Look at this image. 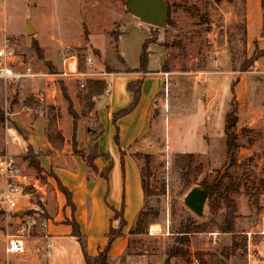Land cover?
Here are the masks:
<instances>
[{"label": "rangeland", "instance_id": "rangeland-1", "mask_svg": "<svg viewBox=\"0 0 264 264\" xmlns=\"http://www.w3.org/2000/svg\"><path fill=\"white\" fill-rule=\"evenodd\" d=\"M126 2L127 0H0V47L7 40L20 63L30 67L33 73L47 75L32 80V77H26L20 83L8 84L5 89L0 83V110L3 116L0 121V156L7 154L20 159L22 172H35L43 183L42 190L33 192L28 202L25 201L27 204L30 202L26 213L35 222L30 227L26 226L24 233H18L23 221L15 226L7 217L8 213L7 216L5 212L0 215V264H85L78 241L66 235L68 227L60 223L63 203L60 195L55 192L51 173L54 172V164L65 166L61 164L65 160L70 169H73L71 160L67 158L69 151L74 156L76 154L72 152L73 148L86 153L91 137L98 129L93 112H89L87 116L80 115L84 105L77 93L86 79L133 73L127 72V69L132 68L134 60L138 61L140 45L146 39L150 42L149 50L152 49L148 55L152 59L150 70L154 68L183 72L234 68L243 72L252 69L251 66L254 65L248 64L254 57L249 56V53L256 52L259 46L255 42L253 47H247L245 16L249 7L246 0H169L173 5L169 8L170 24L158 28L151 27L132 15ZM263 11L261 8L262 14ZM64 58L66 63L75 60L77 68V73L66 76L67 82L57 76L63 72L71 73L63 62ZM77 74L87 75L79 79L81 75ZM258 77L264 76L253 78ZM53 87L57 90L55 96H49L48 92ZM62 87L66 88L73 107L80 115L75 130L78 145L72 144L74 126L67 111L68 104L62 94ZM107 89L103 93L104 100L108 99L105 96ZM41 93L45 96L44 101L37 99V95ZM234 98L227 105L229 109L236 106L238 118L234 128L238 143V164L230 168L232 177L241 184L240 192L235 195L238 207L235 232L226 233L218 227L224 214V204L219 205L218 202L219 206H213L206 199L201 214H196L185 204L187 193L192 188H199L196 183L202 178L203 172L194 174L189 178L190 182L185 184L179 168L174 165L175 153L159 152L153 154L150 177H145L151 193L146 196L143 207L144 211H158L157 220L141 225L140 231L134 230L140 208L131 175L129 199L124 197L123 202L115 206L117 209L122 206L127 226L131 225L124 229L129 234L128 240L119 257L111 254L109 264H147L150 260L151 264H163L164 252L175 243L187 251V256L173 257L169 264H195L198 254L204 260L203 264H221L222 261L227 263V258L221 254L222 249L230 248L234 243V249L239 250L246 244L247 232L252 233L251 249L256 253L249 264H259L264 258V244L257 248L264 240V235L258 234L264 217V193L258 195L259 209L253 196L255 189L261 186L257 184L258 180L264 178V85L255 88L251 97L252 108L247 103L245 108L241 96L239 99ZM53 113L57 115L56 125L64 138L61 150L51 147L45 138L48 120ZM15 127H19V130ZM225 150L223 129L222 137L216 141L213 149L196 153L195 163L201 164L202 170L219 168L225 161ZM142 153L147 152L140 154ZM27 155L39 161L44 176L27 166ZM45 158L51 161L49 165H45ZM138 160L143 168L145 160ZM121 184L120 174L112 175L108 202L115 197L113 187L116 186L119 194ZM91 187L94 190L85 196V206L92 214L93 221L90 232L85 233L87 252H95L105 233L108 210L104 204L107 203L109 179L105 182L102 178L100 182L92 184L87 181L88 190ZM65 212L67 216L70 214L68 208ZM186 218L190 219L192 227L202 225L203 228L187 230L189 227ZM148 219H153V216L150 215ZM118 222L119 218L117 225ZM6 231L19 234L24 243L23 252H4ZM182 237H187L188 242L177 243L176 239ZM47 243L50 244L49 248ZM236 250L233 255L234 264H248L245 256L243 262H238L239 253Z\"/></svg>", "mask_w": 264, "mask_h": 264}, {"label": "crops", "instance_id": "crops-1", "mask_svg": "<svg viewBox=\"0 0 264 264\" xmlns=\"http://www.w3.org/2000/svg\"><path fill=\"white\" fill-rule=\"evenodd\" d=\"M246 2L247 7H249L245 16L247 47H253V43L257 42L260 50L264 48L261 0H246ZM253 53H249V56H252ZM150 62H152L151 56L148 60L147 69L139 72H124L117 76H106L104 79H107L109 87L105 96L108 99L104 100L102 99L104 95L100 96L92 110L97 124L99 123L102 126V134L97 139L99 151L109 156L108 160L103 156H99L94 162L99 171L106 167L109 161L112 162V165L108 172L109 191L106 196L107 203L104 204L108 210L105 233L101 237V245L97 246L95 252L89 251L90 255L97 254L98 250L106 245V233L113 212L111 207L117 209L115 206L121 201L123 202L124 197L126 200L129 199V178L131 175L133 176V188L140 208L138 212L144 207L145 198L140 177L141 166L133 153L140 151L155 155L166 151L175 154L210 151L214 148L216 141L222 137L225 113L229 109L227 104L230 103L231 98L236 97V99H239L241 96L245 108L246 103L252 108L251 97L255 88L264 85V77L253 78L259 75L264 76V55L255 59L254 65L251 66L252 69L246 70V74L241 76L235 75L238 69L234 68L183 72H170L154 68L150 70ZM131 66L132 68L139 66V60H134ZM59 76L64 81H68L65 74ZM34 78L38 77H32L30 80ZM134 78L141 81V96L137 106L130 113L117 119L118 140L116 141V129L112 115L114 112L128 106L132 101V93L127 89V83ZM53 88L57 91L55 87ZM202 94H205V96L203 97ZM31 137H33V134ZM163 143L164 146H162ZM69 152L70 155L67 158L71 160V167L73 166L75 170H73L74 168L70 169V165L66 160L61 163L65 166L54 164L52 170L59 177L62 184L71 191L75 205L74 217L80 226L81 232L85 235L93 227L92 214L85 206V196L88 195V192H92L94 188L91 187L88 190L87 181L92 184L93 182H100L103 177L99 173L92 172L82 158L77 155L74 156L71 151ZM45 159V165H49L51 161ZM117 173L122 178L120 191L118 194L116 186L113 187L115 197L111 202H108L112 187L110 181L112 175L116 176ZM108 179H104L105 182H108ZM56 194L58 193L56 192ZM130 226L126 224L121 235L115 238L109 251L110 256L114 254L115 257H119L123 253L129 235L124 229L130 228ZM262 244H264V240L257 245V248ZM237 256L239 257L237 258L238 262H243V256ZM151 261L147 264H151ZM261 262H264V258L260 260L259 264ZM247 263L249 264V261ZM153 264H159V262ZM228 264H234L233 256L229 258Z\"/></svg>", "mask_w": 264, "mask_h": 264}, {"label": "trees", "instance_id": "trees-1", "mask_svg": "<svg viewBox=\"0 0 264 264\" xmlns=\"http://www.w3.org/2000/svg\"><path fill=\"white\" fill-rule=\"evenodd\" d=\"M185 2L189 0H183ZM168 8V17H167V25L170 24V17H169V8H172V3L169 2V0H165ZM127 3V2H126ZM261 6L264 10V0H261ZM150 25V24H149ZM151 27L158 28L159 26L150 25ZM264 34V11H263V31ZM149 41L148 39L144 40V42L141 45V51L140 56L138 58L139 60V66L136 68L127 69V72H135L143 69H147L148 66V55L151 53L149 50ZM264 55V48L258 49L253 54V58L250 59L248 64H254L255 59H257L260 56ZM123 61V59L121 58ZM242 69H248V67H242ZM135 79V78H134ZM131 79L127 83V89L132 93V101L130 104L116 112L113 113L112 119L113 123L115 125L116 133H115V140L117 141V125L116 121L118 118L127 115L130 113L138 104L140 96H141V81L138 79L134 80ZM86 83L84 86L78 91L77 97L80 100V102L84 105V107L81 110L82 116H87L89 112H92L93 108L95 107L96 101L100 98V96L103 95V93L106 91V89L109 87L107 79H86ZM62 94L64 96V99L66 100L68 106L67 111L69 115L72 117L73 126H74V133L72 136V144L78 145L76 142V126L77 121L79 119V114L73 107L72 100L70 96L66 92V88L62 87ZM0 105V109H1ZM237 111L236 106H232L226 113L224 118V134H225V161L224 163L219 167L211 171L202 170L201 164L195 163L196 161V153H176L174 158V165L175 167L179 168L180 176L184 179L185 184H188L190 182L189 178L192 177L196 173L203 172L202 178L197 181V187L200 189L206 190L208 192L207 200L209 203L213 206H219L220 204H224V214L222 217V220L220 224L218 225L219 229L226 233H233L235 232L236 228V219L238 218V207L236 202V197L240 192L241 184L236 181L234 177L230 174V168L234 165H237L238 157H237V136L235 131V126L237 124V115L235 113ZM3 119L1 110H0V121ZM56 119L57 115L52 114V116L48 120V124L46 127V138L48 143L51 145V147L61 150L64 144V138L62 136L61 131L57 128L56 125ZM98 129L96 131V134L91 137V142L88 146V151L85 153L84 151L77 150L73 148L72 152L81 157L85 164L88 166V168L94 172L99 173L101 177L104 179H108V172L111 168L112 162L109 161V164L102 168L100 171L98 170L95 159L99 156L105 157L107 160L109 159L108 154L99 151L98 148V142L97 139L102 134V126L98 123L97 124ZM15 129L18 131L19 127H15ZM251 131V130H250ZM30 144V143H29ZM141 152H135L133 153V156L138 160L140 158H143L145 160V165L143 168H141V187L143 190L144 198L151 193V190H149L148 181L145 177H150L151 170L153 166V155L150 153H142ZM27 161L29 167H32V169H35V171L41 176H44V173L42 172L41 165L39 161L30 156L27 155ZM52 174V175H51ZM51 177H53V186L56 192L61 196L62 198V210L63 211V217L62 222H60L63 225H66L68 227L67 235H70L74 237L79 245L80 249L82 251L85 264H109L110 263V248L112 246L113 241L116 237L120 236L122 233L123 227L127 224V221L123 217V209L122 206L120 209H116L111 207L113 211V215L109 219V227L108 231L106 233L107 236V243L106 245L99 249L97 254L90 255L87 252V244H86V237L81 232L80 226L77 222V220L74 217V208L75 205L72 200V194L71 191L62 184L59 177L53 172L51 173ZM227 179V181H226ZM261 186L258 189H255L254 193V200H256L257 209H259L258 205V195L260 193H264V178H260L258 180V183ZM193 189V188H192ZM162 192H164V187H162ZM222 201V202H221ZM218 202L219 205H218ZM68 208L70 210V214L67 216L65 210ZM152 212V211H144L141 209L136 218L137 227L134 230L140 231V226L143 224H147L148 222H155L157 220V217L159 213ZM154 214V215H153ZM150 215L153 216V219H148ZM119 218L118 225L116 224L117 219ZM187 227H189L187 230L192 228H203L202 225H191V221L189 218H186ZM139 233V232H135ZM188 242L187 237H182V239H176V242ZM178 246V247H177ZM235 244L233 243L232 246L229 248H223L221 251V254L224 258H227V263H224L223 261L221 264H228V258L233 256L235 254L234 249ZM165 258L163 264H169L170 259L173 257L187 256V251L180 247V245H177L176 243L173 244L171 247H168L167 251L164 252ZM197 262L200 264L204 263V260L202 257L198 254ZM197 264V263H196ZM212 264V263H211Z\"/></svg>", "mask_w": 264, "mask_h": 264}, {"label": "built area", "instance_id": "built-area-1", "mask_svg": "<svg viewBox=\"0 0 264 264\" xmlns=\"http://www.w3.org/2000/svg\"><path fill=\"white\" fill-rule=\"evenodd\" d=\"M63 62L64 64L66 63L65 58ZM66 66L67 70L71 72H63L66 76L77 73L75 60L67 61ZM244 74H246L245 71H240L239 76ZM79 75H81L79 79H82V77L87 74H77V76ZM236 75H238V72H236ZM39 76L47 77V75L33 73L30 67L26 66L24 63H20L16 54L13 52L10 42L6 40L5 44L0 47V83L3 89H5L8 84L20 83L26 77ZM82 85L81 83V86ZM55 92L54 88L51 89V91L48 92L49 96H55ZM37 99L39 101H44L45 96L42 93L38 94ZM13 139L16 140V138ZM22 167L23 165L20 163V159L7 154L0 156V215L2 216L4 214L3 212H5L7 216L8 213L7 217L10 218V222L15 226L23 221V225L19 228L18 233L19 231L24 233L26 226L30 227L34 224V218L26 213L29 209L27 205H29L30 202L27 204L25 201L28 202L29 196L32 195L33 192L42 190L43 185L40 177H38L35 172L30 170L22 172ZM34 208L35 207H33V209ZM18 233L11 234L6 231L5 253L18 254L23 252L24 243ZM251 234V232H247L246 244L239 248V250H236L239 255L245 256L248 261L255 255L254 250L251 249ZM258 234L264 235V217L261 220ZM47 244L49 248L50 244ZM46 250L48 249L46 248ZM194 263L196 264L197 260H194Z\"/></svg>", "mask_w": 264, "mask_h": 264}, {"label": "water", "instance_id": "water-1", "mask_svg": "<svg viewBox=\"0 0 264 264\" xmlns=\"http://www.w3.org/2000/svg\"><path fill=\"white\" fill-rule=\"evenodd\" d=\"M128 11L140 21L155 26L167 25L168 8L165 0H127ZM208 192L200 188L191 189L184 201L196 214H201Z\"/></svg>", "mask_w": 264, "mask_h": 264}, {"label": "bare ground", "instance_id": "bare-ground-1", "mask_svg": "<svg viewBox=\"0 0 264 264\" xmlns=\"http://www.w3.org/2000/svg\"><path fill=\"white\" fill-rule=\"evenodd\" d=\"M240 74V71H238V75Z\"/></svg>", "mask_w": 264, "mask_h": 264}]
</instances>
